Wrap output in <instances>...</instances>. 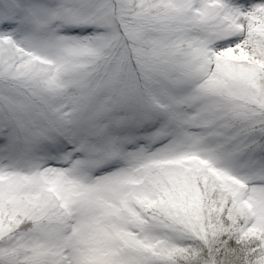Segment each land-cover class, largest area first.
Here are the masks:
<instances>
[{"label": "snow or ice", "instance_id": "obj_1", "mask_svg": "<svg viewBox=\"0 0 264 264\" xmlns=\"http://www.w3.org/2000/svg\"><path fill=\"white\" fill-rule=\"evenodd\" d=\"M0 264H264V0H0Z\"/></svg>", "mask_w": 264, "mask_h": 264}]
</instances>
